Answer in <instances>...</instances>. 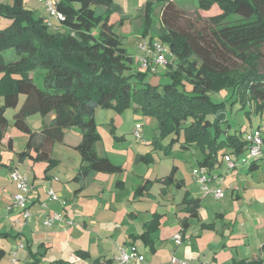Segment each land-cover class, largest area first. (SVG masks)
<instances>
[{
    "label": "trees",
    "instance_id": "obj_1",
    "mask_svg": "<svg viewBox=\"0 0 264 264\" xmlns=\"http://www.w3.org/2000/svg\"><path fill=\"white\" fill-rule=\"evenodd\" d=\"M161 1L164 4L160 32H153L155 22L149 16L151 3L144 9L145 34L160 36L173 53L167 64L171 81L160 88L151 83L142 87L131 83L133 77L144 83L150 67L146 73L133 68V56L111 21L117 10L114 0H58L56 7L64 18L56 28L48 24L46 17L28 8L26 0L1 4L0 15L10 22L0 27V96L4 99L0 104V141L9 126L6 108L16 107L20 94H24L25 100L14 115V123L29 131L30 137L26 148L18 152L19 158L47 161L51 168L57 163L52 158L55 143L64 141L67 128L78 126L82 138L75 147L81 153L82 162L74 179L82 184L97 172L124 170L122 164L101 155L96 148L101 138L95 120L99 105L123 109L135 100L138 107L158 118L161 138L172 135L168 146L160 141L161 146L172 151L176 141L183 137V149L197 145L203 150L202 166L213 168L219 156L228 153L226 150L234 155L244 152L248 144L244 131L228 133L223 127L227 121L226 94L236 97L234 102L241 101V108L254 103L253 109L247 111L249 116L264 109V72L259 68L264 63V0H195L202 11H210L214 6L220 8L219 13L209 17V27L202 30L177 27L175 21L181 11L175 5L177 0ZM96 5L102 8L98 10ZM121 16L120 23L128 15ZM9 49L16 57L14 60L6 58ZM243 64L248 69L240 74ZM38 68L45 69L41 77L43 85L35 82L32 75ZM218 92L225 93L223 100L213 98V93ZM35 113H52L54 118L40 130L32 131L27 118ZM8 144L13 146L10 135ZM138 159L148 161V156L141 154ZM176 171L174 165L160 179L173 183ZM150 185L151 181H145L136 188V193H143ZM185 202L190 204L187 207L190 216H198L199 199L189 197L186 192ZM160 217L156 213L137 236L153 250ZM188 224L189 217H185L183 231ZM77 255L82 260L91 258L89 251L83 249L77 250ZM22 264L78 262L63 258L45 262L37 253H32ZM91 264L118 263L114 258L99 256ZM232 264H263V260L240 259Z\"/></svg>",
    "mask_w": 264,
    "mask_h": 264
},
{
    "label": "crops",
    "instance_id": "obj_2",
    "mask_svg": "<svg viewBox=\"0 0 264 264\" xmlns=\"http://www.w3.org/2000/svg\"><path fill=\"white\" fill-rule=\"evenodd\" d=\"M8 1L12 2V0ZM26 6L37 11V9L31 7L28 2ZM46 19L48 20V18ZM0 98L2 99L1 96ZM48 116V121L54 118V114L52 113ZM228 125V129H226L227 132L230 133L229 131L232 126L230 124ZM241 131H244V138L247 139L249 131ZM7 134L6 136L10 135ZM1 142L6 146V137H4ZM72 145L75 146L77 143ZM195 146L197 145H192L189 150H184L190 151ZM200 151H202V153ZM200 151H197V165L192 169L193 174L194 170L201 165L200 161L204 159V152L202 149ZM226 151L232 153L231 150ZM141 154L142 153H136V155H134L135 160H137L135 161L136 163L142 162V160L138 159V156ZM246 154L247 148L240 155H235L238 162L241 161L240 165L243 163L242 159ZM223 156V154L219 156L213 168L206 166L212 175L220 177L223 175L225 176V180L223 178L221 181L222 186L218 185L220 183V180L217 182L218 179H214L213 182H211V186L224 190V195L221 198H216L212 194L204 195L201 193V195L195 193L189 188L186 178H178L176 173L180 167L177 166L175 181L168 184L163 190L167 191V196L171 186L173 187L177 184L181 189L185 186L184 194L181 195L180 199L167 206L172 213L177 214L179 212V215H182L178 221L179 228H177L174 233H171L169 237H162L160 236V227L155 237L156 248L153 250L150 245H146L143 240L140 237L137 238V236L144 231L145 224L153 219V214L157 211H151L154 207L149 201H145L143 204L135 202L147 200L148 198L146 196L149 197L150 194L152 195L150 188L139 194L136 193V188L145 183V180L153 181L155 179L154 177H147L145 174H136V176L133 174L134 177L129 182L126 181L124 176L122 177V173L97 172L89 181L87 180L85 184H82L74 179L81 166V163L74 158H72L71 162L62 161V159L60 160L61 163L54 167L60 170L63 164L66 173V178L63 179L55 174L57 169L48 168L47 161H38L26 157L24 159L19 158V164L15 161L9 164L5 162L3 154L0 153V238L3 239L0 241V251H4L0 253V264H12L13 257L17 260L16 264H22L32 257V253H37V255L42 257L43 261L45 258L49 257L50 261L63 258L81 263L85 260H82L77 255V250L83 249L91 253L94 249L93 242L98 249V252L94 253L95 255L100 254V256L106 257L109 256V254H105L104 251H108L110 254L114 253L110 256L114 258V260L119 254L121 246H134L143 256V260L135 259L130 264H210V262L206 260L208 252L204 250L202 245L203 242H201L204 240L205 234L222 237L223 251H215L212 255L215 264H232L234 260H253L258 258H261L264 264V234L250 244L248 235H241V231H236L235 227L238 222H241L242 226H246L251 222L254 229L264 224V209L256 206L259 203L264 204V156L246 163V166L239 165L237 169L245 170L248 174L247 177L240 182L239 177L241 172L235 176L234 174L231 175V181H233V183H231L230 186L233 199H231L230 196L227 197V204H224L221 210H216V207L220 204L219 200L226 198V189L228 188L223 186V182L226 181V173L230 169L227 167ZM115 163H117V161H115ZM22 166L27 167V171L24 172H26L28 177H30L29 174H32V188L28 192V208L31 212L29 219H24L20 208L15 207L9 210L7 206L10 203L12 195L18 191L16 183H14L10 177V173L14 167H18L21 170ZM258 172H260V175L257 180H255L256 178H253L254 174H258ZM227 177L229 178V175ZM46 184H49L57 191L60 199L51 200L48 192L43 189V186ZM82 185H84V187L80 190ZM123 186L124 188H120ZM91 187L94 191L93 194H91ZM128 187L132 197L129 195V199L118 201L119 198L123 197L119 195V190L123 192ZM172 187L171 195L176 199ZM107 190H109V195L111 194L110 198L106 197ZM186 192L189 193V197L199 199L198 216H190L187 208L190 207V204L185 202ZM245 192L247 194L244 195ZM91 195L100 196L106 200L100 203L96 201L95 198H92L93 200L91 201ZM207 200H210V203L217 201L213 206V220L200 221V212ZM231 205H234L233 210H236L233 214L228 213V210L231 209ZM236 205L244 206L245 209L237 210ZM92 209L95 211L98 209L105 211L100 215L91 216ZM53 212L62 214L64 220L57 221L52 225L45 224L44 221L46 216ZM143 212L147 213L143 215ZM241 212H243L242 219H239ZM128 214H130L129 217L126 216ZM161 214L163 217L164 213ZM255 214L259 215L260 218L256 217L252 221L251 215ZM234 215L235 217H233ZM130 217H134V219H130ZM185 217H189V224L183 231L182 229L184 227L182 225V220ZM17 219H19L18 222L16 221ZM194 219H197L200 224V231H197L196 234L191 231L189 234L188 231L192 228ZM70 220L72 222H70ZM219 221L223 223L220 227L218 226ZM233 221L235 225H233ZM178 232H182L183 234V240L179 243L174 239V235ZM159 239L160 241L158 242ZM102 243L104 244L101 245ZM254 245L255 248L253 250ZM8 248H10V250H8ZM251 250L253 252H250ZM5 256H8V258L5 259ZM221 256H223L225 261H221ZM88 260H90V258Z\"/></svg>",
    "mask_w": 264,
    "mask_h": 264
},
{
    "label": "rangeland",
    "instance_id": "obj_3",
    "mask_svg": "<svg viewBox=\"0 0 264 264\" xmlns=\"http://www.w3.org/2000/svg\"><path fill=\"white\" fill-rule=\"evenodd\" d=\"M8 0H0V6L1 4L6 3ZM29 5L33 8H36V14L40 16H44L48 18V21L54 24L55 26L58 25V20L55 15L50 14V12L47 10L46 5L41 0H26ZM114 3L117 7L116 12H114L111 16V21L114 23L115 30L121 35L122 42L124 46L128 49V52L132 54L134 63L133 68L137 69L140 72L146 73L148 71L149 66H154L155 71L149 70V72L145 76V82L143 83L139 78L133 77L131 78V83L137 85V87H142L146 83H151L153 85H158L160 88L162 84H165L167 82L171 81V78L169 75H167V71L169 70V67L164 64H151L149 66L143 65V59L147 56V49L142 47V44L146 41L147 43H150L157 38L162 40L160 36L156 35L157 37H152V34H145V26H144V17H145V7L147 4L151 3L149 11L150 18L153 19L155 22V26L153 27V32H159L161 31V14H162V8L164 1L161 0H114ZM181 11L179 18L175 21V25L180 28L184 29H190L193 30L195 28L197 29H203L208 28V24L210 23L209 17L217 14L220 12V8L217 6H214V8L210 11H202L198 9V2L195 0H177L175 4ZM97 9L100 10L102 6L96 5ZM121 14L128 15L126 19L122 23L119 22L121 20ZM237 18V17H236ZM237 22V20H234ZM242 21V20H241ZM10 19L7 18L4 15H0V27H5L9 24ZM153 38V40H151ZM163 41V40H162ZM164 42V41H163ZM7 60H14L16 57L11 49L7 50L6 53ZM242 67H245L244 69ZM241 67L240 74L243 73L245 69H248V66L243 64ZM262 72H264V63H261L260 67ZM44 68H38L36 71L32 73L33 76H35V82H37L40 85H43L42 81V74L44 73ZM129 73L132 72V69L128 71ZM139 80H137V79ZM230 95V94H229ZM229 95L226 94L228 97L225 107V113H226V122L224 124V127L228 129V124H230L232 127L230 128L229 132H234L235 130H245L250 131L253 127H260L262 128L264 132V109L262 112L259 113H253L251 116L247 114L248 110L253 109V104L251 106V103L247 104L245 108H241L242 104L241 101H235L236 97L232 98ZM225 97L224 92H218L213 93V98L216 100H223ZM230 97V98H229ZM25 100V95L20 94V100L16 107H7L5 110V116L8 119L9 126H8V134H10L13 137V145L12 147L8 146V136L6 137V146L3 145V142L0 141V153L3 154L5 162L12 164L14 161L19 164V156L18 152L23 151L28 143L30 132L21 129L17 127L14 123V115L19 110L20 106L23 104ZM4 103V99L0 98V104ZM49 120L48 115H42L40 113L31 114L27 118V123L29 124V127L32 131L40 130V128L44 125L45 122ZM95 120L97 123L98 131L100 133V140L96 144V148L98 152L101 155H107L110 157V159L117 163H121L124 167V170L121 172H117L118 174L122 173V177L124 176L126 181H129L136 176V174H145L147 177H154L155 179L151 181L150 185V191L152 195L146 196L148 199L143 201H137L135 203L143 204L145 201H149L150 204L154 207L151 211H157L153 214V216L158 213H164L162 217V226H161V217H160V236L162 237H169L171 233H174L177 228H179V218L182 217V215H179V212L177 214L172 213L171 210L167 207L168 205H171V203L177 201L180 199L181 195L184 194L185 186L181 189L180 187L175 184L172 187V191H174V195L176 196V199H174L171 195V187L170 191L166 196V190H163L165 187L168 186L170 183H166L162 181L160 178L165 177V175H168L173 166H179L178 172L176 173L178 178H186V182L189 185V188L193 190L195 193L201 194V190L199 187V184L197 182L196 176L193 174L192 169L197 165V151H200L201 148L199 146H195L192 148V150H184L181 147V142L183 141V137L179 141H176L174 144L172 151H168L163 146H168V144L171 142L172 135L165 136L161 138V133L159 130V121L158 118L151 114L146 113L141 107L137 106V102L133 100L132 104L126 108L123 109H117L115 107H104V106H98L95 111ZM139 124L141 128L139 129L140 137L136 133V126ZM237 128V129H236ZM174 136V135H173ZM82 134L81 130L78 126L69 127L66 130L64 141L62 142H56L55 146L52 151V158H54L57 163L55 165L51 166V169L59 165L62 161H72V158L78 160V162H82V156L79 150L72 145V144H78L81 141ZM162 139V140H161ZM163 143V146L160 145L159 142ZM74 142V143H72ZM202 153V151H200ZM136 153H142L143 155L148 156V161L142 160L140 163H136L134 155ZM138 155V154H137ZM239 164L235 167V169H230L226 173V181L223 182V186L228 187L226 189V198L220 199V204L218 207H216V210H221L224 207V204H227V197H232L231 192V186L230 184L233 183L231 181V175L238 174L241 172V175L239 177V181L241 182L247 177V173L245 170H238L241 161L238 162ZM247 162L242 163L240 166H246ZM140 164V165H138ZM227 164V163H226ZM24 166V165H23ZM21 170L18 167V170L22 174H26L27 167H23ZM57 169V168H54ZM225 170V169H224ZM60 171V172H59ZM192 172V173H191ZM148 173V174H147ZM258 174H254L253 178H256L257 180ZM58 177H61L63 179L66 178V173L63 164L61 165L60 170L57 169V172L55 173ZM134 174V175H133ZM27 175V174H26ZM30 177L29 183L32 184V174H29ZM229 175V178L227 177ZM28 176V175H27ZM121 177V179H122ZM157 177V178H156ZM225 176L220 177V183L218 185H221V181ZM260 179V178H259ZM13 181V180H12ZM146 181V180H145ZM162 182V183H160ZM15 183V182H14ZM186 184V183H185ZM187 186V185H186ZM51 188L49 184H46L43 186V189L48 192V190ZM120 188H124L120 187ZM54 189V188H53ZM91 187V194L94 193ZM55 190V189H54ZM56 191V190H55ZM57 192V191H56ZM119 195L123 196L118 199V201L122 199H129L128 196L130 195V189L129 187L125 191L119 190ZM178 193V196H177ZM23 194L28 198V192L23 191ZM107 198L111 197V194L109 195V190L106 192ZM247 194L246 192L244 195ZM202 195V194H201ZM132 197V195H130ZM130 197V198H131ZM12 198V197H11ZM92 198H95L96 201H99L100 203L105 202L106 199L101 198L100 196L91 195V201ZM53 200V199H51ZM29 201V198H28ZM159 201V203H158ZM11 203V200H10ZM9 203V204H10ZM217 203L215 201L214 203H210V200L205 201L204 207L201 209L200 212V221H212L213 220V206ZM8 204V205H9ZM7 205V206H8ZM146 205V204H145ZM256 206H259L264 209V204L259 203ZM234 205H231V209L228 210L229 214H233ZM237 210L239 209H245L244 206H238L236 205ZM105 210H91V216L92 215H100ZM54 213V212H53ZM144 213L147 212H143ZM243 212L240 213L239 219H242ZM130 214L126 215L129 217ZM235 217V215L233 216ZM259 217V215H251L252 221ZM244 218V217H243ZM130 219H134V217H130ZM139 222V221H138ZM223 223L219 221L218 226L220 227ZM233 225H235V222L233 221ZM200 224L198 223L197 219L193 220V226L189 229L188 233L190 234L195 233L199 230ZM236 231H241V235H248V239L253 243L254 240L261 237L262 234H264V224L257 226L256 229H254L251 222H249L246 226H242L241 222H238L236 224ZM252 227V229H251ZM179 233V232H178ZM175 236V235H174ZM196 236V235H195ZM215 236V237H214ZM211 236L210 234L204 235V240L201 242L203 245V248L205 251L208 252V257L206 260L210 262V264H215V262L212 259V255L215 253V251L222 252V237L218 235ZM3 239L0 238V241ZM160 239L158 240V242ZM94 244V249L90 253L91 258L90 260L82 261L81 263L78 261V264H91V261L99 257L100 254L95 255V252H98V249ZM102 243L101 245H103ZM255 248V245L253 246V250ZM104 249V248H103ZM10 250V248H8ZM90 252V251H89ZM250 252H253L252 250ZM104 253L109 254V256H106L107 258L112 256L114 253L110 254L108 251H104ZM5 259L8 258V256L4 257ZM112 258V257H110ZM221 261H225L223 259V256H221ZM8 261V260H7ZM45 262H49V257L44 259ZM147 263V261H146Z\"/></svg>",
    "mask_w": 264,
    "mask_h": 264
},
{
    "label": "built area",
    "instance_id": "obj_4",
    "mask_svg": "<svg viewBox=\"0 0 264 264\" xmlns=\"http://www.w3.org/2000/svg\"><path fill=\"white\" fill-rule=\"evenodd\" d=\"M47 10L50 14L55 15L58 22L64 18V15L57 10L56 0H42ZM51 27L56 28L54 24L48 21ZM142 47L147 49V56L143 59V65L149 66L151 64H164L167 65L169 58L173 57V53L170 50L168 44L157 38L156 40L147 43L146 41L142 44ZM150 70L155 71L154 66H149ZM141 126L137 124L136 133L140 137L139 129ZM247 154L242 159V162H251L252 160L260 159L264 156V135L263 130L260 127H253L248 132L247 137ZM224 160L227 163L229 169L235 168L239 163L236 156L232 153H227L224 156ZM194 175L201 187L202 193L204 195L212 194L216 198H221L224 195V190L215 186H211V182L214 179L220 180V176H215L210 173L206 166L200 165L194 170ZM11 179L16 183L18 191L12 195L11 203L8 205V209L12 210L15 207L21 209L22 216L24 219H29L31 212L28 208V198L23 194V191L29 192L32 188V184L29 183L28 176L22 174L18 168H14L10 173ZM48 195L53 200L60 199L59 194L51 187L48 190ZM64 220V216L59 212H54L48 214L45 218V224L52 225L57 221ZM17 222L19 219L16 220ZM70 222H72L70 220ZM174 239L177 243L182 242L183 234L182 232L176 233ZM143 260V256L136 250L134 246H121L119 254L116 256L115 260L118 264H130L133 260ZM16 258H12V264H16ZM186 264V263H183Z\"/></svg>",
    "mask_w": 264,
    "mask_h": 264
}]
</instances>
